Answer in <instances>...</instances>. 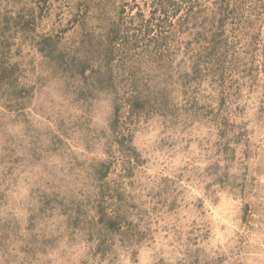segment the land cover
<instances>
[{
	"label": "clouds",
	"instance_id": "obj_1",
	"mask_svg": "<svg viewBox=\"0 0 264 264\" xmlns=\"http://www.w3.org/2000/svg\"><path fill=\"white\" fill-rule=\"evenodd\" d=\"M0 264H264V0H0Z\"/></svg>",
	"mask_w": 264,
	"mask_h": 264
}]
</instances>
